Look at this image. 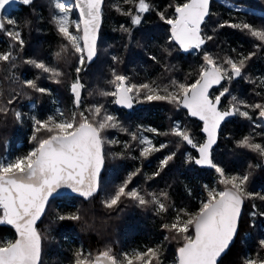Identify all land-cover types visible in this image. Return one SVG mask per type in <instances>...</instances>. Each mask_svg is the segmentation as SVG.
Segmentation results:
<instances>
[{
	"label": "snow or ice",
	"instance_id": "obj_1",
	"mask_svg": "<svg viewBox=\"0 0 264 264\" xmlns=\"http://www.w3.org/2000/svg\"><path fill=\"white\" fill-rule=\"evenodd\" d=\"M33 2L34 0H0V32L12 41L8 51L0 52V64L9 66L6 78L13 85H19L13 88L14 94L10 95L6 102L3 99L4 93L0 90V114L7 116L11 113L18 123H23L25 113L10 106L19 97L28 96L25 89L47 95L50 94V89L41 87L38 81L47 79L59 84L64 76V72L58 67L50 66L44 60L22 58L16 51L18 46L22 52L25 42L21 31L18 30V22L10 16V12L17 5L27 7ZM123 3L133 5L128 10L120 5L115 6L116 11L129 18L131 28L122 24L120 30L131 37L132 30L141 24L143 14L149 12L152 6L148 0H123ZM103 5L104 0H75L74 7L79 12V19L73 20V7L61 0H56L53 4L56 12L52 19L62 40L60 51L55 53V56L61 58L62 53H71L76 59V77L69 88L76 111L72 112L70 118L59 109L46 119L31 115L28 117L32 131L29 142L34 146L24 155H5L0 158V225L11 226L16 234L14 240L0 241V264H40L43 238L37 230V222L45 214L49 198L54 193L58 194L60 189H69L83 201L93 200L101 191V170L105 163L104 145L106 142L120 143L118 140H107L104 133L110 129L128 132L118 117L110 113L104 104H92L80 110L84 88L80 73L97 55ZM169 7L174 9L171 17L163 12L157 13L169 26V41L174 42L178 45V50L185 53H203V63L199 67L197 78L190 83L176 79H171L164 85L157 84L156 81L134 83L113 67L110 70L111 79L107 81L111 90L101 89L99 95L112 97L113 104L127 109L133 108L134 103L164 101L177 108L186 109L189 116L203 122L201 131L205 138L202 143H197L190 132L178 122L174 123L168 132L161 133L155 128H146L143 131L157 136L171 135L178 138V149L181 144L190 146L197 155L188 154L187 162L214 169L217 185L224 186L221 190L219 187L205 185L206 198L200 200L196 211L177 210L170 223L161 225L164 230L173 234L172 239L183 241L177 249L173 264H220L238 234L245 200L258 196L264 201V195L247 191L248 174L229 175L212 158L218 130L227 118L239 116L252 121L250 113L256 112L258 118L264 121V102L249 104L232 95L230 87L224 86L223 83L231 85L234 80L242 77L248 81V77L244 76V69L256 53L250 52L247 56L238 54V58L226 56L221 61L204 51L207 42L215 38L204 31L206 18L212 15L210 0H183ZM229 7L243 15L249 14V10L242 7ZM224 27L238 30L259 41L258 44H253L257 50L264 48V26L254 27L246 21H223L217 24L212 32L215 33ZM168 54L171 55V52ZM150 59L155 61L156 57L151 56ZM112 60L113 63L119 62L116 56H113ZM18 61L38 70L34 79L21 81L15 72L20 66ZM214 86H220V91L213 96L211 90ZM226 96L230 97L229 105L221 110L222 98ZM28 98L31 99L30 96ZM255 127H264V124H256ZM129 135L139 146V158L143 160H148L168 147L167 143L157 146L150 137L136 132H129ZM124 147L130 149V144L125 142ZM237 147L264 158V144L254 142L251 134L239 140ZM175 156L176 152H171L160 160L158 169L148 179L158 177ZM118 158H123V153L118 154ZM140 173L141 169L136 168L129 172L121 183L105 192L100 203L109 214L113 211L121 212L122 206L127 207L129 204L145 210L150 208L157 216L169 211V205L166 203L169 200L167 191L161 190L157 193L139 186L130 187ZM252 207L254 211L249 215L253 220L257 215L264 218V212L257 213L255 204ZM57 219L80 222L84 217L80 209H77L75 213L59 215ZM251 226L255 227V224ZM165 239L169 237L166 236ZM258 243L259 248L264 249V238L259 239ZM162 257L160 245L146 247L144 250L122 251L119 254H115L113 248L106 245L96 254L85 252L83 249L76 250L72 264H163ZM243 264H264V258H260L257 253L255 258L245 257Z\"/></svg>",
	"mask_w": 264,
	"mask_h": 264
},
{
	"label": "trees",
	"instance_id": "obj_2",
	"mask_svg": "<svg viewBox=\"0 0 264 264\" xmlns=\"http://www.w3.org/2000/svg\"><path fill=\"white\" fill-rule=\"evenodd\" d=\"M72 1V0H69ZM210 12L212 15L206 18L205 33L214 35V39L208 41L204 51H208L221 61L226 56L238 58V54L247 56L255 52L251 60L247 62L244 76L234 80L230 87L232 95L247 101L249 104L264 102V48L257 50L253 44H258L254 38L238 30L224 27L213 33L212 29L223 21L239 23L246 21L254 27L264 26V0H211ZM151 10L142 16L140 25L132 30L131 37L120 30L122 24L131 28L129 18L116 11L115 6L120 5L125 10L132 8L131 4H124L123 0H104L102 25L99 32L97 46V58L87 65L80 73L82 89V103L80 110L92 104H104L107 110L120 112L123 127L128 132L119 129H110L104 133L109 137L117 133L120 143H105V166L101 173V191L93 200L83 201L79 197H56L49 201L43 218L37 224V230L42 236V254L40 264H62L65 260L73 258V253L78 249L90 250L96 254L106 245L113 248L115 254L126 251L129 247L143 250L151 245H160L163 253V262L172 260L176 251L183 243L182 239H172V233L164 230L161 225L170 223L177 210L186 209L196 211L201 199L206 198L205 185L212 187L217 185V174L214 169L199 168L195 163L187 162L186 156L197 155L195 150L188 145L181 144L177 148L178 138L171 135H153V142L157 146L167 143L168 147L154 154L148 160L139 158L138 145L131 140L129 132L140 134L143 129L153 126L159 132H168L174 121H181V126L187 129L197 143H202L204 135L201 133V123L187 115L183 108L164 101L145 103L141 107H133L131 111L118 108L113 104L112 97L99 95L101 89L111 90L107 81L111 79V68L128 76L134 83L156 81L157 84H168L171 79L180 82H193L203 63L202 52L191 51L182 53L178 45L170 42L168 37L169 26L166 25L157 14L163 12L171 17L174 9L169 7L183 0H148ZM236 5L249 10V14L243 15L230 8ZM52 0H34L30 6L17 5L10 12V16L18 22V30L22 33L25 47L21 52L16 46L18 55L22 58H34L44 60L50 66L58 67L64 72L61 83H53L47 79L38 81L41 87L50 89V94L41 95L25 89L28 96L19 97L12 106L25 113L23 123L15 121L14 117L0 114V156L24 155L34 144L29 142L32 135L31 115L39 119H46L48 114L61 108L65 116L71 117L76 111L73 97L69 91L71 83L76 77V59L71 53H62L57 58L55 53L60 51L62 40L56 32ZM8 15V14H6ZM72 15L79 19L73 9ZM6 27H10L7 26ZM12 41L3 32H0V52L8 51ZM127 45V47H126ZM235 49V51H233ZM171 52V55L168 53ZM118 57L117 63H113L112 57ZM155 56L156 60L150 59ZM20 66L15 70L16 75L23 79H34L38 70L28 65ZM8 65L0 64V90L3 91V99L6 102L13 93L14 87L8 77ZM213 96L218 94L220 86L211 90ZM89 93H92L90 95ZM256 93H260L257 95ZM230 97L222 98L221 109L229 105ZM34 105V107H33ZM252 121L239 116L227 118L219 129V139L212 151L213 161L222 166L226 173L248 174L247 191L264 195V166L262 158L247 149L237 147V142L244 136L250 135L254 142L264 144V127H255L263 124L258 118V113L251 112ZM141 123V124H140ZM183 123V125H182ZM138 124L139 127H138ZM147 135L151 132H145ZM128 142L130 149H125ZM171 152L176 156L158 177L148 179L159 166L160 160ZM123 153V158L118 154ZM114 154H116L114 156ZM130 157H137L132 159ZM251 165V167H250ZM141 169L130 187L139 186L147 191L159 193L167 191L169 211L157 216L149 208L147 210L134 206L123 207V211L108 213L101 205L105 192L121 183L131 171ZM223 189V185H219ZM264 212V201L257 198L247 199L244 202L242 217L238 234L227 253L222 257L220 264H243L247 256L255 258L264 257V249L259 248V239L264 237V218L257 215L254 220L249 215L254 211ZM80 209L84 217L80 222L60 221L59 215L75 213ZM85 221L87 223H85ZM255 224V227L251 226ZM168 236L169 239H165ZM15 232L11 226L0 225V241L14 240Z\"/></svg>",
	"mask_w": 264,
	"mask_h": 264
},
{
	"label": "rangeland",
	"instance_id": "obj_3",
	"mask_svg": "<svg viewBox=\"0 0 264 264\" xmlns=\"http://www.w3.org/2000/svg\"><path fill=\"white\" fill-rule=\"evenodd\" d=\"M53 1V4L56 2V0H52ZM61 2H63V3H65L66 5H68V6H71V7H73V9H74V2L73 1H69V0H61ZM56 12V10L54 11V13ZM73 13V12H72ZM72 13H71V19H73V20H78L76 17H74L73 15H72ZM11 27V26H10ZM132 82V81H131ZM113 99V98H112ZM144 104L145 103H134V105H133V107H141V106H144ZM60 110V111H62L61 110V108H56V110L55 111H52V112H50L48 115H52V114H55L56 113V111L57 110ZM109 112L110 113H112V114H114V115H116L117 117H118V119L119 120H121L122 118H121V114H120V112H119V110H118V112H113L112 111V107H110L109 108ZM179 123L180 125H181V121H178V120H176V121H174V123ZM173 123V124H174ZM141 124V123H140ZM140 124H138V126L140 125ZM182 125H183V123H182ZM148 128H154L153 126H148ZM141 131H143V130H141ZM139 135H144V136H148V137H150L151 139L153 138V134L152 133H150V134H146L145 132H140V134ZM117 138H119L118 136H117V133H114V134H112L110 137H109V139L108 140H117ZM153 140V139H152ZM30 150V149H29ZM28 150V151H29ZM27 151V152H28ZM26 152V153H27ZM25 153V154H26ZM7 156H10V154L9 155H7ZM16 155H14V157H15ZM3 156H0V158H2ZM212 187H218V186H216V184H214L213 183V186ZM221 190H222V188H221V186L219 187ZM262 238H264V237H262ZM156 245H151V244H148V246L147 247H155ZM132 249H136L135 247H129V248H127L126 249V251H131ZM145 249V248H144ZM143 249V250H144ZM85 252H91L89 249L88 250H86ZM261 258H264V257H261ZM175 259H176V256H175V258L174 259H172V260H167V261H165V262H163V264H173V262L175 261ZM72 260H73V258L72 259H70V260H65V261H63V263L62 264H72Z\"/></svg>",
	"mask_w": 264,
	"mask_h": 264
},
{
	"label": "water",
	"instance_id": "obj_4",
	"mask_svg": "<svg viewBox=\"0 0 264 264\" xmlns=\"http://www.w3.org/2000/svg\"><path fill=\"white\" fill-rule=\"evenodd\" d=\"M74 3H75V0H72ZM211 0H210V5H211ZM76 10V9H75ZM76 12H77V14H78V17H79V12H78V10H76ZM101 25H102V23H101ZM101 28V27H100ZM99 32H100V30H99ZM99 32H98V40H97V46H98V41H99ZM170 33V32H169ZM182 53H185V52H183V51H181ZM97 55H98V53H97ZM97 55H96V57L93 59V61L91 62V63H93L94 61H95V59L97 58ZM90 63V64H91ZM219 86H214V88H218ZM213 88V89H214ZM118 108H123V107H121V106H118V105H116ZM123 109H126V110H128V111H131L132 110V108L131 109H127V108H123ZM186 112H187V110L186 109H184ZM222 110V109H221ZM188 115V114H187ZM189 116V115H188ZM189 117H191V116H189ZM191 118H195L196 120H198L200 123H201V128H200V131H201V129H202V127H203V122L202 121H200L198 118H196V117H191ZM229 118H231V117H229ZM223 123V122H222ZM262 123L264 124V121H262ZM201 133L204 135V133L201 131ZM205 138V137H204ZM218 139H219V130H218V138H217V142H218ZM204 140V139H203ZM203 142V141H202ZM217 142H216V144H217ZM216 144L213 146V148L216 146ZM197 154V153H196ZM262 164H263V166H264V158H262ZM196 165V164H195ZM104 166H105V163H104ZM104 166H103V168H102V170H101V173H102V171H103V169H104ZM197 167H199V168H207V167H203V166H200V165H196ZM207 169H209V168H207ZM62 196H67V197H78L76 194H74V193H71V191L69 190V189H60V190H58V194L57 193H54L53 194V196L52 197H50L49 198V201L51 200V199H53V198H56V197H62ZM80 198V197H79ZM49 201H48V203H49ZM48 205V204H47ZM47 205H46V209H47ZM243 207H244V204H243V206H242V212H243ZM44 216V215H43ZM43 216L41 217V219L43 218ZM40 219V220H41ZM40 220L37 222V224L40 222ZM14 232H15V230H14ZM16 235V234H15ZM237 236V235H236ZM235 239H236V237H235ZM235 239H234V241H235ZM233 241V242H234ZM233 244V243H232ZM231 244V245H232ZM231 245H230V247H231ZM230 249V248H229ZM228 249V250H229ZM227 250V251H228ZM176 253H177V251H176ZM227 253V252H226ZM41 254H42V251H41ZM40 263H41V260H40Z\"/></svg>",
	"mask_w": 264,
	"mask_h": 264
}]
</instances>
